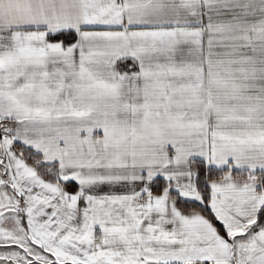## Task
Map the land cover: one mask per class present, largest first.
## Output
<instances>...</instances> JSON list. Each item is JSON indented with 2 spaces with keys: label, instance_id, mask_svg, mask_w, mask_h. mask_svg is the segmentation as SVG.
I'll list each match as a JSON object with an SVG mask.
<instances>
[{
  "label": "snow or ice",
  "instance_id": "6c2138e0",
  "mask_svg": "<svg viewBox=\"0 0 264 264\" xmlns=\"http://www.w3.org/2000/svg\"><path fill=\"white\" fill-rule=\"evenodd\" d=\"M0 264H264V0H0Z\"/></svg>",
  "mask_w": 264,
  "mask_h": 264
}]
</instances>
